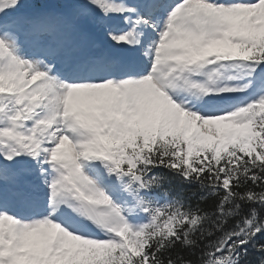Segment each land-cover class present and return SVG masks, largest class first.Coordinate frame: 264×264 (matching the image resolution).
Masks as SVG:
<instances>
[{
	"label": "snow or ice",
	"instance_id": "6c2138e0",
	"mask_svg": "<svg viewBox=\"0 0 264 264\" xmlns=\"http://www.w3.org/2000/svg\"><path fill=\"white\" fill-rule=\"evenodd\" d=\"M0 264H264V0H0Z\"/></svg>",
	"mask_w": 264,
	"mask_h": 264
},
{
	"label": "trees",
	"instance_id": "16d2710c",
	"mask_svg": "<svg viewBox=\"0 0 264 264\" xmlns=\"http://www.w3.org/2000/svg\"><path fill=\"white\" fill-rule=\"evenodd\" d=\"M187 186L181 185L178 180L173 178L172 188L176 191H179L181 189H186Z\"/></svg>",
	"mask_w": 264,
	"mask_h": 264
}]
</instances>
